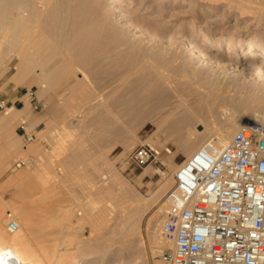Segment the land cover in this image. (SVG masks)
I'll return each instance as SVG.
<instances>
[{"label": "rangeland", "instance_id": "374dc122", "mask_svg": "<svg viewBox=\"0 0 264 264\" xmlns=\"http://www.w3.org/2000/svg\"><path fill=\"white\" fill-rule=\"evenodd\" d=\"M93 1L84 13L63 11L67 18L63 49L73 65L47 89L40 86V67H32L16 81L12 79L19 63L15 50L0 55V99L8 108L21 109L15 114L14 109L0 110V116L15 118L21 135L5 139L12 152L16 147L20 152L12 153L9 162L0 156L3 226L10 211L19 223L11 235L27 238L48 264H166L161 225L174 173L213 127L211 121L188 116L214 113V106L210 109L192 92L195 86L189 84L188 74L212 71L217 63L228 62L231 40L264 36V3L253 0L241 13L235 4L239 0H116L119 11L111 0ZM47 4L37 8L44 7L46 16L54 17L56 11L51 13ZM53 22L51 29L57 26ZM33 24L38 25L35 20ZM5 31L0 27V49ZM190 40L211 60L197 63ZM217 41L222 42L218 49L213 46ZM56 62L51 60L48 66ZM30 92L46 106L36 108ZM262 96L264 111V92ZM246 115L232 119L239 126L236 132L248 120L261 122ZM36 119L46 122L38 127L44 128L40 132L35 130ZM22 121L33 140L23 136ZM201 125L208 130L199 134ZM229 125L228 119L222 131ZM188 135L192 140L183 144ZM142 144L169 147L171 153L137 167L129 155ZM20 159L26 164L19 167ZM132 202L139 216L119 217ZM123 226L125 233L117 234Z\"/></svg>", "mask_w": 264, "mask_h": 264}, {"label": "built area", "instance_id": "2783aa9c", "mask_svg": "<svg viewBox=\"0 0 264 264\" xmlns=\"http://www.w3.org/2000/svg\"><path fill=\"white\" fill-rule=\"evenodd\" d=\"M36 98L34 92H30ZM36 108L46 106L35 99ZM8 109L0 99V110ZM34 139L26 121L19 125ZM171 149L136 147L129 160L137 167L157 163ZM20 159L16 166L25 165ZM175 184L161 230L166 264H264V128L244 124L223 148L209 142L174 173ZM8 229L19 227L7 213Z\"/></svg>", "mask_w": 264, "mask_h": 264}, {"label": "bare ground", "instance_id": "6f19581e", "mask_svg": "<svg viewBox=\"0 0 264 264\" xmlns=\"http://www.w3.org/2000/svg\"><path fill=\"white\" fill-rule=\"evenodd\" d=\"M43 1L40 0V3L37 4L35 0H0V27L6 29L4 39L2 40L4 41V45H2V48L0 49V55L15 50L14 52L19 59V63L12 79L16 81L26 77L30 70H32V67H40L37 68V74L42 78L40 86L47 89L49 85L54 83V81L56 82L61 76L65 75L66 72L71 71L72 68L70 67L73 65H71V60H69L63 49L64 44L62 39L66 34H64L65 32L62 28L67 21V18L62 14L63 11L72 9L82 13L89 5L92 7L90 4L92 2H90V0H52V2H48L47 4ZM95 1L97 2L99 0ZM95 1L93 2L95 3ZM117 1L111 0L115 10L119 11L121 9L118 8ZM163 1L160 2V6L163 5L161 4ZM251 2H253V0H239V2L237 1L235 4H238L237 8H239V11L242 13L243 10L249 9L248 3ZM261 3H264V0H262ZM44 4H47L48 8H53L51 13L56 11L54 17L49 14L46 16V11L43 9L44 7H42V9L45 12V16L38 14L37 11H40V7L37 8V6H45ZM42 9L40 13H43ZM12 10H17V13L19 10H22V12L20 14L18 13L19 15L17 16L12 15L14 16L12 17L9 14ZM86 11H88V8ZM48 13H50V11ZM34 20L37 21L38 25L33 24ZM55 21L57 26L53 24L55 28L51 29V24L52 22L55 23ZM36 27H38V29ZM221 44L222 42L217 41L216 43H213V46L218 49L221 47ZM188 45L195 49L197 63L202 62V60H211V55L209 56L200 46L194 45L191 40ZM64 47L67 48V45ZM239 47L242 49L239 51V54H236ZM228 52L230 53L228 56L229 61L226 63H217V68L212 69V71L198 69L197 71L188 74L190 75L189 78H187L189 84L195 86L192 90L195 96H197L201 102H205L209 105L210 109L211 106H214L212 107L214 113L211 116H203L195 113L188 114L190 118L211 121L213 125V127L209 129L208 138L198 146L197 150L194 151L196 153L201 149H204L209 142L213 143L215 147L219 149L226 146L233 137L232 135L236 133L237 127H239L232 123V119L236 120V118H234L236 116H238L239 119H243L244 115L250 113L264 125V111L262 110L263 108L260 107V104L263 101L262 92H264V36L255 35L252 36L249 41L239 39L236 43H233V40H231L229 42ZM215 56L216 55H213L212 58H218V56ZM51 60H57V62L48 66ZM256 67H258V69H256ZM10 109L16 110L14 106ZM228 119L231 121V125H229L230 127L228 129L226 128L227 130L223 132L221 125ZM255 123L261 125L259 121L258 123ZM236 124L238 125V123ZM244 124L253 123L248 120L244 122L243 125ZM241 126L242 125H240V127ZM199 127L200 128L197 129L199 134L204 133L206 129L208 130V128L204 126L202 127V125ZM191 140L192 137L188 135L183 144L187 145ZM148 170L150 173L151 170ZM148 170H146V172ZM156 171L159 172L158 169ZM106 175H101L102 179L107 180L109 174ZM94 184L96 185V182L93 183V185L91 184L92 188H95ZM133 203L134 202L131 203V207L128 209L127 213L125 210H122L120 213L121 216L119 217L130 220L136 219L140 212L138 213V207ZM133 205H135V207ZM124 228L125 226L121 227L117 231V234L125 233ZM31 248L32 247L29 246L27 238L17 234L10 235L8 243L0 244V264L49 263Z\"/></svg>", "mask_w": 264, "mask_h": 264}, {"label": "crops", "instance_id": "0c3cea01", "mask_svg": "<svg viewBox=\"0 0 264 264\" xmlns=\"http://www.w3.org/2000/svg\"><path fill=\"white\" fill-rule=\"evenodd\" d=\"M20 110L21 109H16V111L13 114H15L16 112ZM5 116L4 117L0 116V156H3L2 162H9L11 159L12 153L13 155H15L16 153H19L20 148L16 147V149H14V151L12 152L9 145H7L8 143L5 141V139L9 136L17 140L19 139L21 135L19 133L18 127L16 126L15 118L11 115H10L11 117L9 116L5 117ZM42 124H46V122L43 121L42 119H36L35 121L36 132H40L44 129L42 128L41 130H38V127L41 126ZM2 216H3V208L0 207V244H5L9 242L11 232L8 229V221L4 228ZM37 220L38 218L36 219V222H38ZM7 231H9L10 234H8Z\"/></svg>", "mask_w": 264, "mask_h": 264}, {"label": "water", "instance_id": "95a60500", "mask_svg": "<svg viewBox=\"0 0 264 264\" xmlns=\"http://www.w3.org/2000/svg\"><path fill=\"white\" fill-rule=\"evenodd\" d=\"M200 128V127H199Z\"/></svg>", "mask_w": 264, "mask_h": 264}]
</instances>
